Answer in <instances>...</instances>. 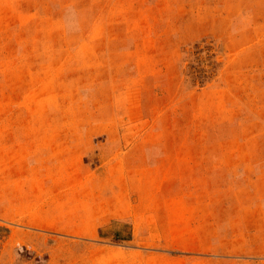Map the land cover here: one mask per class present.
<instances>
[{
  "label": "rangeland",
  "instance_id": "rangeland-1",
  "mask_svg": "<svg viewBox=\"0 0 264 264\" xmlns=\"http://www.w3.org/2000/svg\"><path fill=\"white\" fill-rule=\"evenodd\" d=\"M0 264H264V0H0Z\"/></svg>",
  "mask_w": 264,
  "mask_h": 264
}]
</instances>
